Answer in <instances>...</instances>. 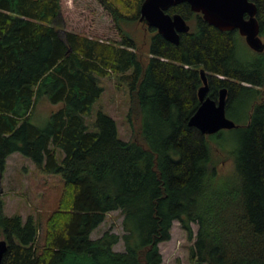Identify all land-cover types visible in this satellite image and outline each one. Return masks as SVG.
<instances>
[{"label": "trees", "instance_id": "obj_1", "mask_svg": "<svg viewBox=\"0 0 264 264\" xmlns=\"http://www.w3.org/2000/svg\"><path fill=\"white\" fill-rule=\"evenodd\" d=\"M94 1L119 40L63 32L65 11L74 12L66 0H0V180L8 158L21 153L64 181L42 238L37 219L6 215L0 195L2 264H163L160 244L175 221L190 237L198 226L192 264H264V51L243 61L238 31H220L182 3L166 12L193 23L190 32L173 44L150 28L145 63L126 30L140 22L145 0ZM251 1L264 37V0ZM202 69L208 95L217 100L227 89V115L241 107L244 124L209 136L189 124L201 104ZM108 77L130 90L129 120L139 123L133 141L121 140L102 110L94 130L87 124ZM42 102L58 109L39 127ZM215 139L233 161L228 174L219 171ZM114 211L124 234L93 239ZM121 240L124 251H116Z\"/></svg>", "mask_w": 264, "mask_h": 264}, {"label": "rangeland", "instance_id": "obj_2", "mask_svg": "<svg viewBox=\"0 0 264 264\" xmlns=\"http://www.w3.org/2000/svg\"><path fill=\"white\" fill-rule=\"evenodd\" d=\"M93 8L96 11L89 15V11L83 14L85 8ZM68 8L74 16L66 13L63 15V25L60 27L64 31H75L86 34L90 37L102 39L119 40L113 27L100 5L94 0H66L65 9ZM80 13V14H79ZM79 14V15H78ZM90 20H93L92 22ZM191 27L193 23H190ZM150 28L139 21L133 26L126 28L137 40V53L142 60L147 63L150 58V39L154 35ZM244 38V37H243ZM264 40V37H262ZM238 55L243 61L254 59L253 50L247 45L245 38L241 39L238 47ZM101 86L104 93L99 101L94 105L92 115L87 118L90 130H94L93 122L96 120L98 111L102 110L110 115L117 123L119 138L123 141H133L137 139L139 133V123L133 119L130 123L129 115L133 107L129 88L118 81L116 77L103 78ZM264 91V88H261ZM238 107V105H237ZM241 107H234V112L227 115L229 119L239 124H244L247 118ZM58 109V106L42 102L36 111L34 123L39 127H44L51 112ZM133 116H135L133 114ZM227 133L232 130H224ZM215 135V134H214ZM209 136V135H208ZM227 143L233 145L231 137L228 136ZM217 158L224 161L219 164L221 174H228L233 169V161L225 158L221 152V145L215 141L212 143ZM58 157L62 159L64 154L58 149ZM64 181L61 176L48 175L41 171L34 162L21 153L12 154L7 161V168L0 180L1 196L5 202V214L8 216L21 215L24 220L33 216L41 224V238L43 229L50 214L57 208L60 194L63 190ZM123 216L119 211L107 214L106 220L93 233L92 238H100L106 231H112L120 236L124 234ZM192 237L182 228L178 221H175L171 230V239L160 244L163 255V264H192L190 262V249L196 241L198 226L192 224ZM4 239L0 235V240ZM116 251H124V243L121 240L116 246Z\"/></svg>", "mask_w": 264, "mask_h": 264}, {"label": "water", "instance_id": "obj_3", "mask_svg": "<svg viewBox=\"0 0 264 264\" xmlns=\"http://www.w3.org/2000/svg\"><path fill=\"white\" fill-rule=\"evenodd\" d=\"M182 3L189 4L193 12L201 14L208 24L220 31H238L253 51H264L258 6L251 0H145L140 10V22L156 29L167 41L179 44L180 33H189L191 27L180 14L172 16L166 11ZM201 77L203 86L198 91L201 104L189 124L205 136L234 129L236 123L227 116V89H222L218 99L214 100L208 95L209 83L204 69ZM7 250L8 241L0 240V264Z\"/></svg>", "mask_w": 264, "mask_h": 264}, {"label": "flooded vegetation", "instance_id": "obj_4", "mask_svg": "<svg viewBox=\"0 0 264 264\" xmlns=\"http://www.w3.org/2000/svg\"><path fill=\"white\" fill-rule=\"evenodd\" d=\"M186 21H187V20H186ZM149 28H150V27H149ZM190 30H191V29H190ZM182 34H185V33H180V38H181V35H182Z\"/></svg>", "mask_w": 264, "mask_h": 264}]
</instances>
